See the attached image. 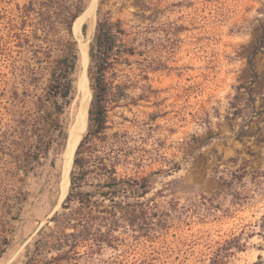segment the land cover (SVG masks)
<instances>
[{"label":"rangeland","instance_id":"rangeland-1","mask_svg":"<svg viewBox=\"0 0 264 264\" xmlns=\"http://www.w3.org/2000/svg\"><path fill=\"white\" fill-rule=\"evenodd\" d=\"M26 1L0 0V36L6 16ZM97 8L98 0L95 23ZM100 12L120 21L135 51L110 73L119 87L107 132L119 133L131 160L117 171L148 176L146 198L157 195L168 222L153 238L121 228L114 245L93 256L79 248L71 264H264V0H103ZM84 20L73 35L78 47L89 39V48L95 25L91 33ZM82 70L81 62L67 131ZM10 77L0 59V114ZM5 158L12 173L0 175V264H23L27 243L60 209L69 185L60 180L62 154L50 150L27 175Z\"/></svg>","mask_w":264,"mask_h":264},{"label":"trees","instance_id":"trees-1","mask_svg":"<svg viewBox=\"0 0 264 264\" xmlns=\"http://www.w3.org/2000/svg\"><path fill=\"white\" fill-rule=\"evenodd\" d=\"M90 1L27 0L16 5L12 16H6L0 59L10 67L13 80L10 88L6 80L1 92L0 175L12 173L6 168L7 155L14 162L18 160L15 169L27 175L32 161L50 150L55 155L63 153L68 138L65 110L75 97L74 74L80 65L73 28ZM102 1L98 0L88 48L91 99L87 129L78 140L60 209L27 243L23 264H71L79 248L93 256L102 245H114L119 239L115 232L121 228L139 231L135 236L153 238L155 226L168 222L159 213L166 216L167 210L160 209L157 195L146 198L148 176L117 171L120 165L129 167L131 160L121 148L119 133L111 137L107 132L110 95L119 87L110 73L115 63L135 51L123 42L126 30L120 21L101 14ZM85 27L83 24L82 29ZM257 49L251 52L249 63ZM45 75L46 83L38 93L35 89ZM155 215H159V223L154 221Z\"/></svg>","mask_w":264,"mask_h":264},{"label":"bare ground","instance_id":"bare-ground-1","mask_svg":"<svg viewBox=\"0 0 264 264\" xmlns=\"http://www.w3.org/2000/svg\"><path fill=\"white\" fill-rule=\"evenodd\" d=\"M90 3L91 4L89 8L75 21L74 29L76 33L80 32L82 21L85 18L87 19L86 22L89 24V31L91 33L93 31L95 25V11L97 0H91ZM88 40L89 39L83 40L79 38L80 64L82 62L83 67V70L80 75L83 76V78L81 79L78 85L80 96L76 116L74 118V123L68 129L69 147L65 152L63 151L62 153L60 180L63 177L64 189H67L69 185V172L72 166L76 144H78V136L87 126V112L90 101V88L85 77V67L88 61Z\"/></svg>","mask_w":264,"mask_h":264},{"label":"water","instance_id":"water-1","mask_svg":"<svg viewBox=\"0 0 264 264\" xmlns=\"http://www.w3.org/2000/svg\"><path fill=\"white\" fill-rule=\"evenodd\" d=\"M90 4L91 3H89V5H88V7L83 11V13L89 8V6H90ZM81 139V138H80ZM68 140H69V137L67 138V142H66V146H65V149H64V152L68 149V147H69V142H68ZM79 143V142H78ZM78 145V144H77ZM77 147V146H76ZM66 196V195H65ZM65 198V197H64Z\"/></svg>","mask_w":264,"mask_h":264}]
</instances>
